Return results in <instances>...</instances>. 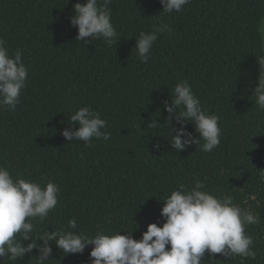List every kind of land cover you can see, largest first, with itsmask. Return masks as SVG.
Returning <instances> with one entry per match:
<instances>
[{"label":"trees","instance_id":"1","mask_svg":"<svg viewBox=\"0 0 264 264\" xmlns=\"http://www.w3.org/2000/svg\"><path fill=\"white\" fill-rule=\"evenodd\" d=\"M66 2L0 0V37L10 54L22 51L29 69L16 110L0 109V165L13 177L60 188L49 217L33 221L35 234L63 229L75 218L78 232L136 229L132 237L140 240L149 224L164 223L160 211L171 191L201 180L212 194L232 196L260 216L259 224L245 229L256 258L237 257L230 264H264V111L250 96L258 75L255 55L264 50V0H191L172 14L159 13L160 0H113L118 37L111 47L102 39L77 43L70 17L74 4L85 0ZM161 21L171 31L155 42L145 65L135 37ZM185 79L203 108L220 117L221 142L211 153L195 144L178 153L168 145L167 126L146 128L149 119L166 123L163 102ZM82 106L107 122L109 141L87 147L62 136L67 117ZM184 128L198 135L194 124ZM255 193L256 200L250 199ZM51 247L48 264H91V245L68 255ZM35 255L33 249L14 264H35Z\"/></svg>","mask_w":264,"mask_h":264},{"label":"clouds","instance_id":"2","mask_svg":"<svg viewBox=\"0 0 264 264\" xmlns=\"http://www.w3.org/2000/svg\"><path fill=\"white\" fill-rule=\"evenodd\" d=\"M112 2L85 0L74 4L70 24L78 29L77 43L86 46L102 39L108 47L117 44L118 33L111 21ZM190 3L191 0H160L162 11L159 13H179ZM170 31L161 21L152 31H141L135 37L134 48L141 63H149L155 42ZM22 56L19 48L10 54L6 40L0 37V109L15 111L20 103L29 74ZM255 57L258 75L250 96L255 109L264 111V50ZM163 105L168 113L166 123H158V118L149 119L146 128L157 132L161 126H167L171 149L180 153L195 144L200 151L211 153L220 145V117L203 108L188 80L177 82ZM67 119L69 127L62 131V136L68 143L82 142L93 147L94 140H110L111 134L105 130L107 122L90 106L78 108ZM177 123L181 127H175ZM189 123L194 124L197 136L184 128ZM259 178L264 183V171H260ZM59 193L60 188L54 182L41 185L34 180L13 177L7 166L0 165V264L5 258L9 264L23 261L33 249L38 251V255L32 256L35 264H48L52 243L64 255L83 253L86 246H93L91 264H230L237 257L255 259L257 255L254 239L245 229L260 223L259 214L251 208H242L232 196L212 194L201 180L190 187L181 184L171 191L160 211L164 223L162 226L149 224L140 240L132 237L136 229L115 233L101 229L94 235L78 232L75 218L69 219L63 229H45L36 235L33 221L43 223L49 217L57 207ZM257 195L251 194L250 199L256 200ZM121 232L127 234L121 235ZM25 241L30 242L25 245ZM216 254L223 260L216 259Z\"/></svg>","mask_w":264,"mask_h":264}]
</instances>
